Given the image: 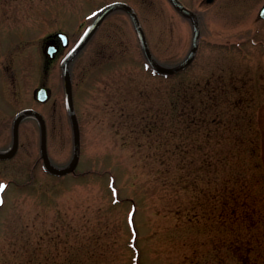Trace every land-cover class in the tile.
I'll return each instance as SVG.
<instances>
[{
    "label": "rangeland",
    "instance_id": "1",
    "mask_svg": "<svg viewBox=\"0 0 264 264\" xmlns=\"http://www.w3.org/2000/svg\"><path fill=\"white\" fill-rule=\"evenodd\" d=\"M113 1L134 7L156 61L184 59L192 28L168 0H0V48L12 55L0 149L14 113L32 106L50 160L69 162L59 57L45 72L41 41L64 30L74 42ZM181 1L201 30L185 70L156 74L120 10L70 62L74 172L49 174L37 121L20 123L17 153L0 160V264H264V0ZM40 85L47 102L32 97Z\"/></svg>",
    "mask_w": 264,
    "mask_h": 264
},
{
    "label": "water",
    "instance_id": "2",
    "mask_svg": "<svg viewBox=\"0 0 264 264\" xmlns=\"http://www.w3.org/2000/svg\"><path fill=\"white\" fill-rule=\"evenodd\" d=\"M169 1L172 3V5L180 14H182L184 17L189 18L191 21L193 35H192L190 49L184 59H182L179 63L171 66L160 64L158 61H156V59L153 57L150 51L144 30L142 28L138 15L133 9V7L130 6L128 3L122 1H114L105 5L96 15L93 21L88 25V27L86 28V30L84 31L78 42L74 45V47L67 53V55L61 61L66 110L70 119L71 129H72V155L69 162L61 167L56 166L51 162L47 152L46 122L44 116L39 111L33 108L22 109L15 115L12 124L11 147L6 151H0V159L10 158L16 153L18 149L19 124L24 117L33 116L36 118L39 124L40 157L42 159V163L46 171L53 175L62 176L69 174L75 170L80 156V127L73 105L72 81L69 70V63L73 59V57L76 54H78V52L83 48L86 42L90 39V37L96 31L97 27L100 25L103 19L113 10L122 9L129 14L139 41V45L142 49V52L147 62L149 63L150 67L155 72L163 75H172L185 70L193 62L199 46L200 27H199L198 17L194 11L188 9L179 0H169ZM206 1L211 2L212 0H206ZM259 16L264 17V5L259 10ZM43 51L46 55L49 54L47 43L45 44ZM35 95L39 100H45L49 96V89L47 87H40L35 90Z\"/></svg>",
    "mask_w": 264,
    "mask_h": 264
},
{
    "label": "flooded vegetation",
    "instance_id": "3",
    "mask_svg": "<svg viewBox=\"0 0 264 264\" xmlns=\"http://www.w3.org/2000/svg\"><path fill=\"white\" fill-rule=\"evenodd\" d=\"M202 4L205 3V0H202L201 1ZM264 3V2H263ZM262 3V4H263ZM128 16V15H127ZM129 17V16H128ZM186 19V18H184ZM188 20V19H187ZM57 32H64L66 33L67 37H65V39L62 40L61 37L57 36V35H54L55 33ZM53 34V35H52ZM48 44L49 47L52 49L54 48L55 49V52H53V54L51 55V53L49 55H45L43 53V46L45 44ZM65 43V44H63ZM73 41H71V38H70V34L64 30H57L55 31L54 33H47L45 36H43L42 38V41H41V45H40V49H41V58H42V63H43V66H44V70L45 72L48 71L49 67L51 66V64L53 63L54 60H56L58 57H59V63H60V60L64 57V55L69 51V49L72 47L73 45ZM7 52L8 51V47L6 49ZM49 52H52L49 51ZM60 55V56H59ZM10 59H12V55H3L2 56V51H1V48H0V76H2L3 72L2 71H9V66L7 64H9L10 62ZM8 62V63H6ZM4 82L5 80L3 78L0 77V93H1V96L2 98L5 100V97L3 96L2 92H3V89H4ZM34 90V89H33ZM33 92V91H32ZM33 99L37 102H39L38 100H36L35 96H34V92H33ZM50 97H48L47 100H45L44 102H47L49 100ZM42 103V102H41ZM35 108V107H34ZM21 109V108H20ZM33 118V117H31ZM8 146L4 149H7Z\"/></svg>",
    "mask_w": 264,
    "mask_h": 264
},
{
    "label": "trees",
    "instance_id": "4",
    "mask_svg": "<svg viewBox=\"0 0 264 264\" xmlns=\"http://www.w3.org/2000/svg\"><path fill=\"white\" fill-rule=\"evenodd\" d=\"M258 150H259V146H258V148H257ZM256 149V150H257ZM253 150V154H256L255 153V149H252ZM256 164H258V162L256 163ZM208 165V164H207ZM180 166H182V165H180ZM181 168V167H180ZM236 177H238L237 179H240V178H242V176L239 174V176H236ZM234 199H235V201L237 202L238 201V199H236V197H234ZM249 223V222H248ZM250 225V224H249ZM247 244V243H246Z\"/></svg>",
    "mask_w": 264,
    "mask_h": 264
},
{
    "label": "snow or ice",
    "instance_id": "5",
    "mask_svg": "<svg viewBox=\"0 0 264 264\" xmlns=\"http://www.w3.org/2000/svg\"><path fill=\"white\" fill-rule=\"evenodd\" d=\"M0 188H2V186H0Z\"/></svg>",
    "mask_w": 264,
    "mask_h": 264
}]
</instances>
